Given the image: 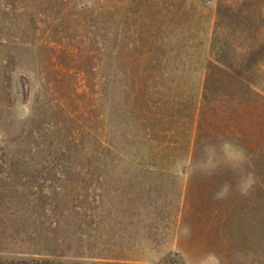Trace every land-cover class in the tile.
Instances as JSON below:
<instances>
[{
    "label": "rangeland",
    "instance_id": "obj_1",
    "mask_svg": "<svg viewBox=\"0 0 264 264\" xmlns=\"http://www.w3.org/2000/svg\"><path fill=\"white\" fill-rule=\"evenodd\" d=\"M31 256L264 264V0H0V257Z\"/></svg>",
    "mask_w": 264,
    "mask_h": 264
},
{
    "label": "trees",
    "instance_id": "obj_2",
    "mask_svg": "<svg viewBox=\"0 0 264 264\" xmlns=\"http://www.w3.org/2000/svg\"><path fill=\"white\" fill-rule=\"evenodd\" d=\"M0 264H66L46 257H20L12 259H3L0 257Z\"/></svg>",
    "mask_w": 264,
    "mask_h": 264
},
{
    "label": "clouds",
    "instance_id": "obj_3",
    "mask_svg": "<svg viewBox=\"0 0 264 264\" xmlns=\"http://www.w3.org/2000/svg\"><path fill=\"white\" fill-rule=\"evenodd\" d=\"M225 191H226V189H225Z\"/></svg>",
    "mask_w": 264,
    "mask_h": 264
}]
</instances>
